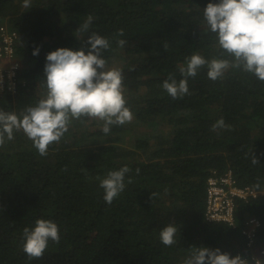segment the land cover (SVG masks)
<instances>
[{"label": "trees", "instance_id": "1", "mask_svg": "<svg viewBox=\"0 0 264 264\" xmlns=\"http://www.w3.org/2000/svg\"><path fill=\"white\" fill-rule=\"evenodd\" d=\"M210 2L218 0H30L29 8L0 0V25L19 35L22 81L15 95H0V110L19 115L43 98L48 53L87 54V36L77 29L92 16L88 34L109 40L107 70L122 71L134 116L108 135L101 121L73 120L46 156L22 131L0 147V264H184L192 247L250 254L244 222L254 216L264 226V82L232 68L212 81L205 67L188 79L182 98L162 87L170 74L183 78L193 54L229 58L207 30ZM221 118L228 127L213 131ZM124 166L131 169L125 189L108 205L100 181ZM227 170L238 187L258 193L235 200L234 226L205 215L207 180ZM39 219L58 225L60 242L49 241L41 258L29 260L23 229ZM169 224L179 229L177 243L165 246L160 231Z\"/></svg>", "mask_w": 264, "mask_h": 264}, {"label": "clouds", "instance_id": "2", "mask_svg": "<svg viewBox=\"0 0 264 264\" xmlns=\"http://www.w3.org/2000/svg\"><path fill=\"white\" fill-rule=\"evenodd\" d=\"M23 6L29 8L30 0H23ZM203 18L207 30L215 36L220 55L229 58L206 60L199 54H193L187 58L186 67L180 69L183 78L179 82L171 74L163 82L162 87L168 95L174 100L188 95V79L195 78L205 67L207 77L212 81L223 78L232 68L251 73L264 82V0L210 2L203 10ZM92 21L93 17L88 16L77 29L80 37L87 36L83 41L90 46L87 54L84 48L79 51L58 48L46 55L43 69L46 91L35 106L27 107L19 115L14 111L0 110V147L13 140L14 133L22 131L39 155L46 156L49 146L60 142L73 120L89 118L101 121L102 132L108 135L113 126H123L134 119L126 106L122 71L115 68L107 70L103 53L110 49L109 40L94 32L88 34ZM123 35V29L116 33L118 37ZM126 43L123 39L116 40L120 48ZM38 52L37 48L32 55L36 56ZM227 127L221 118L212 130ZM252 163L258 164V160L252 157ZM130 171L128 166H124L108 172L106 178L100 181L106 204L111 205L123 192L125 177ZM136 172L138 174L139 169ZM128 182L131 183V180ZM154 195L151 194L150 199ZM178 231L173 224L164 227L160 231L162 244H176ZM23 237V251L29 260L41 258L49 241L60 242L58 225L44 219L37 220L31 230L24 228ZM184 264H249V261L240 255L232 257L218 248L192 247Z\"/></svg>", "mask_w": 264, "mask_h": 264}, {"label": "built area", "instance_id": "3", "mask_svg": "<svg viewBox=\"0 0 264 264\" xmlns=\"http://www.w3.org/2000/svg\"><path fill=\"white\" fill-rule=\"evenodd\" d=\"M19 35L7 25H0V95H15L22 85L17 58ZM258 195L249 187H238L230 170L219 175L213 172L207 180L205 215L209 221L225 222L234 226L235 200H248ZM244 245L249 249V264H264V226L259 219L248 217L241 229ZM235 255V256H237ZM234 256V257H235Z\"/></svg>", "mask_w": 264, "mask_h": 264}]
</instances>
